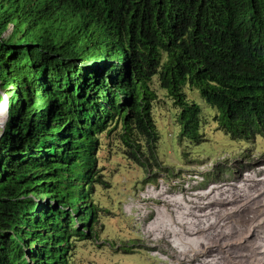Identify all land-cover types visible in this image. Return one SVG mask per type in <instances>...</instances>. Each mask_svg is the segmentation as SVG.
Returning a JSON list of instances; mask_svg holds the SVG:
<instances>
[{
    "label": "trees",
    "instance_id": "obj_1",
    "mask_svg": "<svg viewBox=\"0 0 264 264\" xmlns=\"http://www.w3.org/2000/svg\"><path fill=\"white\" fill-rule=\"evenodd\" d=\"M128 1L53 0L49 8L44 0H0V35L14 25L10 38L0 39V87L12 88L0 138V264H69L75 240L96 234L104 207L93 192L103 176L104 134L145 170L163 168L155 83L171 101L179 140L189 145L208 140L211 118L241 140L264 136V56L259 49L249 55L253 40L243 28L264 20V0ZM34 9L43 15L35 18ZM55 27L61 31L49 30ZM87 30L95 34L91 46L77 34ZM101 58L118 62L93 71L82 65ZM188 89L211 110L203 112ZM20 92L38 107L24 112ZM38 196L56 207L38 214L44 222L29 223ZM82 220L91 222L80 231ZM33 242L39 248L26 250Z\"/></svg>",
    "mask_w": 264,
    "mask_h": 264
},
{
    "label": "rangeland",
    "instance_id": "obj_2",
    "mask_svg": "<svg viewBox=\"0 0 264 264\" xmlns=\"http://www.w3.org/2000/svg\"><path fill=\"white\" fill-rule=\"evenodd\" d=\"M104 60L108 62V59L103 58L100 63ZM120 64L122 65L121 62ZM151 87L158 93V98L153 101V111L161 137L157 152L163 168L157 170L152 166L149 171L145 170L133 160H129L120 150L114 149L115 140L105 134L102 136L103 145L98 150V165L103 176L93 192V202L104 207L100 217L103 226L99 221L95 237L75 241L71 248L72 260L69 264H177L175 259H182L187 255V251L184 253L183 248L177 246L178 239L175 243L171 237L161 241V234L160 240H156L159 236L155 234L159 230H155L154 223L149 218H144L146 214H152L156 219L157 213L164 205L168 207L174 219L180 215L177 211L186 213L187 216L190 211L189 216L196 212L195 216L201 219L199 223L205 229V240L201 249H214L208 254L217 252L218 258L213 260L214 264H256L255 259L243 256L232 243L235 239H242L237 226L242 222L240 220L251 213L254 205L252 198L264 192V136L256 135L250 140H241L220 130L215 119L211 118L207 125L208 140L199 145H189L187 140L178 138L179 127L174 123L177 121L174 120V112L170 111L171 101L164 100L166 92L158 88L157 83ZM11 90L10 88L5 92L8 94ZM187 93L202 105L203 112L211 110L198 91L192 92L188 89ZM3 128L6 127L0 126V135L5 130ZM208 164L213 168L219 167L218 173L214 175L216 178L210 175L209 178L223 182L211 183L208 187L198 190L197 194H194L193 190L185 194L179 192L178 196L185 203L175 211L169 202L174 191L169 192V185L179 181L180 188L188 186L191 189V179L207 172ZM172 173L177 176L171 178ZM152 179L154 181H149ZM242 192L247 194L242 197ZM226 201L228 203L220 205ZM197 204L199 206H196ZM219 208L224 210L216 212ZM235 208L239 213L230 216H234L236 222H229L227 228L217 227L213 219H210L211 216H222L223 212H232ZM209 210L212 213L207 217L205 214ZM247 232L252 231H242V234ZM250 233L247 239L255 243L254 237L249 236ZM33 248L35 249V246ZM198 250L195 253H198ZM247 251L245 249V252ZM193 261L190 264H195L197 259Z\"/></svg>",
    "mask_w": 264,
    "mask_h": 264
},
{
    "label": "bare ground",
    "instance_id": "obj_3",
    "mask_svg": "<svg viewBox=\"0 0 264 264\" xmlns=\"http://www.w3.org/2000/svg\"><path fill=\"white\" fill-rule=\"evenodd\" d=\"M6 110H7V107H6ZM208 168H209L208 171L212 170L211 166H209ZM174 177H175L174 175L171 176V178H174ZM194 177H196V176H194ZM167 178L171 179L170 177H167ZM168 182H169V180H168ZM197 183H198L197 178L191 179V182H190L191 189L188 186L185 188H180L179 181H177L173 185H171V184L169 185V192L171 190H174L173 195L171 196L169 202L172 204L175 211H177L179 209V206L182 203H185V202H183V199L178 196L179 192H181L182 194H185V193H189V192H191V190H193L192 192L194 194H197V193H199L198 190L204 189V188L196 189ZM262 184L264 185V181H262ZM256 190H258V189H256ZM246 194L247 193L244 194L242 192L241 196L244 197V195H246ZM251 202L254 204L252 206L251 213H248L246 215V218L240 220L242 222L239 224V226L236 225L237 227H239L240 234H241L240 237L242 239L241 238H240L241 240L235 239L234 243H232V246L237 248L239 250V252L243 256L248 257V259H252V260L255 259L256 264H264V204H263L264 203V192H261L260 194H258V196L256 198H254V199L252 198ZM224 204L225 203H222V204L220 203L221 206ZM204 205H205V203H204ZM196 206H199V205L197 204ZM254 209H256V210H254ZM220 210H222V208H219L218 210L216 209L215 211L218 212ZM237 211L238 210L235 208L232 212H223L222 216H217V218H214L211 216L210 219H213V222L216 223L217 227L221 226L223 228H227L229 226V222H232V221L236 222V218L234 216H230V214L232 215L233 213H239ZM177 213H179L180 215L176 216L174 219V217H172V214L169 211L168 207L166 205H164L162 207V210H160L157 213L156 219H155L154 215H152V214H146L144 216V218H149V220L154 223L155 230H159L155 234L156 236H159V238H157L156 240H160L161 234L163 236L161 241H165L166 237L175 238V236L182 235L184 232L187 233V236H191V237H188L187 239H184V240L180 239V238H175V240H174L176 242V239H178L177 245L183 243V245H181V248L183 247V249H186V251H187V257H185L184 259H180V258L175 259L174 262H176L177 264H183V263L184 264H190V263L194 262L193 260L196 257H198L199 254L201 253L200 252L201 249L200 250H198V249L202 248V246H203L202 244L205 240V239L201 238V237L205 238V234L203 231L204 229H203V227L199 226V225H201V223H199V222H201V219L197 218V216H195V215H197L196 212H192L191 218L188 217L189 215H191V211H190V213H188V216L186 213H183V212L177 211ZM209 213H212V212L209 210V211H207V213L205 215H207V217H209L210 216ZM182 216H185V217H182ZM180 217L182 218V220L180 219ZM247 221H249V222L247 223ZM177 224H178V226H176ZM182 225L185 227H183ZM180 227H182V229H180ZM247 230L252 231V232L251 233L247 232V234H245V235L242 234V231H247ZM160 231H164V232H160ZM230 232H232V231H230ZM248 233H250V235H249L250 237L251 236L254 237L255 243L251 239L250 240L247 239ZM163 234H165V236ZM227 238H228V236H227ZM197 240H200V242H196ZM213 245H212V248L214 247ZM222 246H224V244ZM221 248H223V247H221ZM245 249H247L248 251L245 252ZM197 250H198V253H195V251H197ZM226 253H228V252H226ZM219 254H221V253H219ZM230 261H232V260H230ZM195 264H197V262ZM204 264H206V260H204Z\"/></svg>",
    "mask_w": 264,
    "mask_h": 264
},
{
    "label": "clouds",
    "instance_id": "obj_4",
    "mask_svg": "<svg viewBox=\"0 0 264 264\" xmlns=\"http://www.w3.org/2000/svg\"><path fill=\"white\" fill-rule=\"evenodd\" d=\"M256 1L257 0H255V2L252 4V6L256 3ZM152 2H154V3H158L159 2V0H152ZM251 6V7H252ZM250 7V9H252ZM249 9V10H250ZM251 17H256V16H251ZM257 18V17H256ZM262 24H264V20H262V21H259V22H256V24L255 25H246L245 27H243L244 28V30H245V32L247 33V35H248V37H251V38H253L254 40H256V42L257 43H264V34L262 35V34H260V32H261V30L263 29L262 28ZM49 30L50 31H61L58 27H55V28H49ZM13 31H14V25L11 23V26L10 27H8L1 35H0V39L1 40H6V39H9L10 38V36L13 34ZM80 33H82V36H79V38L81 39L82 37H85V36H91V35H95V34H93V31H80V32H78L77 31V34H80ZM60 35H57V36H55L54 38H58ZM250 40V39H249ZM251 41V40H250ZM25 45L27 46V48L29 47V46H31L32 45V43H30V42H27V43H25ZM36 45V44H35ZM263 46H264V44H263ZM256 49L258 50L259 49V51H260V54L261 55H263L264 56V50L262 49V48H260L259 46H256ZM118 55V54H117ZM102 59V58H101ZM100 59V60H101ZM105 59H108V60H110L109 58H105ZM84 61L82 62L83 64V66H85V67H87L89 70H94V69H97V70H100L101 69V67H100V65L101 64H108V62H107V60H104V61H102V63H100V60L98 61V60H96V61H86L85 59H83ZM111 60H114L113 62H118V59L117 58H115V59H111ZM81 62V60L80 59H76L75 60V63L76 64H78L79 65V63ZM97 62H99V65H97V66H95L96 65V63ZM113 62H111V63H113ZM89 63H94L93 64V66H87ZM125 68H129L130 67V64H129V67H127V66H124ZM71 75H75L76 76V73H72ZM107 76L108 77H113V74L112 73H108L107 74ZM68 81H66L65 82V88L68 86V83H67ZM117 84V83H116ZM112 85V86H111ZM109 88H115L114 87V85L111 83L110 85H109ZM10 89V88H9ZM12 89V88H11ZM107 90H110V89H107ZM5 91H7L6 89H1V87H0V126H5L6 128H3V129H5L4 131H3V134L5 133V131H6V129H7V123H8V120H9V117H10V105H11V100H10V98H11V92H12V90L11 91H9L8 92V94H7V92H5ZM79 96V100H82L85 96H83V94H81V95H78ZM86 96L89 98V97H91V94H86ZM46 97H43V98H41L43 101L44 100H46L45 99ZM95 100V99H94ZM17 103H19L21 106H24V108H25V110H24V112H27L29 109H30V107L32 108V109H36L37 107H38V103H36V99H31L30 97L29 98H27V96L23 93V92H20L19 93V95L17 96ZM6 107H7V110H6ZM49 107V105L47 106V107H45V109H47ZM83 109V108H82ZM156 120V119H155ZM176 126H177V124H176ZM178 127V126H177ZM158 128V127H157ZM0 133H1V130H0ZM3 134H1L0 135V138L2 137V135ZM159 134H160V132H159ZM184 140H186V139H184ZM187 143H188V141H187ZM60 145V144H59ZM58 145V148L59 147H61V145L59 146ZM0 149H1V145H0ZM206 164H207V162H206ZM208 166H211V165H209L208 164ZM97 168H99L100 170H101V168L99 167V165L97 166ZM218 170V169H217ZM216 171V169L215 168H213L212 167V170H210V171H208V172H205V173H203V175H198V176H196L197 177V179H198V183L196 184V189H201V188H206V187H208V185L209 184H211V183H222L223 181H220V180H218V181H215V180H212L211 179V177L212 178H216V177H214V174H213V172H215ZM101 172V171H100ZM102 173V172H101ZM158 173V172H157ZM102 175H103V173H102ZM172 175H174V176H176L175 174H173L172 173ZM209 175L211 176L210 178H209ZM207 180V181H206ZM149 181H154V179H152V180H149ZM148 182V181H147ZM206 182V184H204ZM151 183V182H150ZM45 198V199H44ZM42 199H44V200H42ZM41 202H43L42 204H41ZM34 204H35V208H33L30 212H29V214L30 215H28V222L29 223H35V224H37L38 222H44V220H41L40 218H39V215L38 214H42V211L43 212H46V213H48L47 211H48V205H52V207L53 208H55L56 207V203L55 202H52L51 203V201H50V198H48V197H46V196H38V197H35L34 198ZM125 205V204H124ZM82 216L84 215H86V212H83L82 214H81ZM90 222L91 221H88V222H85V221H80L79 223H78V229L81 231L82 229H84V225H89L90 224ZM100 224L103 226V223L100 221ZM57 226V225H56ZM56 226L54 225V227L56 228ZM201 226V225H200ZM205 230V229H204ZM203 230V231H204ZM89 232V231H88ZM95 235H97V233L95 234ZM95 235H93L92 237H95ZM91 237V238H92ZM90 239V238H89ZM84 240H87V239H84ZM75 241H78V240H75ZM38 245V246H37ZM75 245V244H74ZM73 245V246H74ZM33 246H35V250H37L38 248H39V244H36L35 242H33V243H29L28 244V246H26L27 247V249L26 250H28L29 248H32ZM34 264H37V263H34Z\"/></svg>",
    "mask_w": 264,
    "mask_h": 264
},
{
    "label": "water",
    "instance_id": "obj_5",
    "mask_svg": "<svg viewBox=\"0 0 264 264\" xmlns=\"http://www.w3.org/2000/svg\"><path fill=\"white\" fill-rule=\"evenodd\" d=\"M29 1H32V0H29ZM33 1H36V0H33ZM39 2H41V3H44L46 6H48L49 8H53L52 7V1L53 0H44V2H43V0H38ZM132 0H129L128 1V5H130L132 2H131ZM185 4H187V0H184V4L183 5H185ZM182 5V6H183ZM180 7V6H179ZM62 8H63V4L62 3H60L59 4V6H58V10L59 11H61L62 10ZM231 8H236V6H234V5H231ZM56 9V8H55ZM72 11H76L75 9H73ZM34 15H35V18H38V17H40V16H42L43 15V12L40 10V9H34ZM44 25H41L40 27H36L37 29L38 28H41V27H43ZM80 34H82V33H80ZM65 38V40H67L68 38L67 37H64ZM62 39H63V37H62ZM62 39L61 40H59V41H62ZM232 38H230L229 40H231ZM249 39L252 41L253 40V49H252V51L249 53V55H251V54H253V55H256V45H255V42H256V40H254L253 38H251V37H249ZM94 41H95V35H91V36H85V37H82L81 39H80V42L81 43H83L84 45H87V46H91L93 43H94ZM263 44L264 43H259V47L260 48H262L263 50H264V46H263ZM119 53V49L117 50V54ZM114 60H111L110 59V61L108 60V63H110V62H113ZM97 65H99V62H97L96 63V65L95 66H97ZM87 66H93V63H89ZM126 66L127 67H129V64H127L126 63ZM71 77H73V75H70ZM62 81V80H61ZM83 96H85V93H83ZM60 146V145H59ZM224 203H228L227 201L226 202H224ZM29 252L30 251H28V254H29Z\"/></svg>",
    "mask_w": 264,
    "mask_h": 264
},
{
    "label": "built area",
    "instance_id": "obj_6",
    "mask_svg": "<svg viewBox=\"0 0 264 264\" xmlns=\"http://www.w3.org/2000/svg\"><path fill=\"white\" fill-rule=\"evenodd\" d=\"M182 217H185V216H182ZM189 218H191V216H188ZM180 219L182 220V218L180 217ZM200 226V225H199ZM202 227V226H201ZM205 234V233H204ZM188 237H191V236H187V233L184 232L182 235H177L175 236V238H180V239H187ZM175 238H172L173 242L175 243ZM203 239V237H201ZM196 242H200V240H197ZM181 245H183V243L177 245L181 248ZM183 248V247H182ZM181 248V249H182ZM201 249V248H200ZM214 249H211L210 251H213ZM184 253L186 252V249H183ZM210 251L206 250V249H201L200 250V254L198 257H196L197 259V264H204V260H206V264H214L213 263V259H216L218 257V254L216 251H214V253L212 254H208L210 253ZM186 256H184L182 259H184Z\"/></svg>",
    "mask_w": 264,
    "mask_h": 264
}]
</instances>
